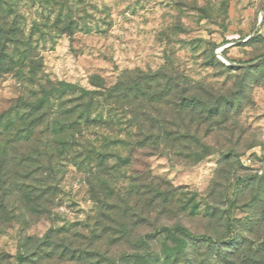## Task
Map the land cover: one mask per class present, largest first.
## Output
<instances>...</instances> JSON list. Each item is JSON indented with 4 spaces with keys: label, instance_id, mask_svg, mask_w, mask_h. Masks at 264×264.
<instances>
[{
    "label": "rangeland",
    "instance_id": "rangeland-1",
    "mask_svg": "<svg viewBox=\"0 0 264 264\" xmlns=\"http://www.w3.org/2000/svg\"><path fill=\"white\" fill-rule=\"evenodd\" d=\"M6 38L0 114L54 89L3 155L0 264H264V0H0Z\"/></svg>",
    "mask_w": 264,
    "mask_h": 264
},
{
    "label": "trees",
    "instance_id": "trees-1",
    "mask_svg": "<svg viewBox=\"0 0 264 264\" xmlns=\"http://www.w3.org/2000/svg\"><path fill=\"white\" fill-rule=\"evenodd\" d=\"M13 29L10 28L8 30V34L12 33ZM21 42L17 41L15 39H3V41H0V61H5L7 55L6 49L8 46L15 45ZM22 48V47H21ZM22 61L24 60L25 56L24 53H21ZM11 59V57L9 58ZM2 63V62H0ZM34 66L32 67V69ZM34 70V69H33ZM54 89L53 87H51ZM52 89L48 90L46 87L43 88L42 96L36 101L35 105L29 109L28 112H25V100L21 102L20 100H17L15 102V105L11 107L7 112L0 114V122L2 124L0 125V145L3 143V151L0 152L1 156L10 154V157L13 161L19 162L21 160L22 153L20 152L22 143H25V139L29 138L31 135H33L37 130L36 127L40 124L43 113L41 110L46 107V104L49 103L51 97H52ZM48 90V91H47ZM63 91L61 92V94ZM89 92H85L82 89H73L71 93V97L68 99H64L65 96H59L56 99L62 98V101H74L76 108H82L83 106H86L85 109H83L80 113H78L76 121L73 123L67 122L70 118V115L73 114L71 111H64V117L57 128L59 130H63L73 124H80L81 122L87 123L90 120L89 115L84 116L83 112H87V107L89 105L82 103L81 101H84V98L88 95ZM35 112V113H34ZM35 114V115H32ZM45 114V113H44ZM7 116V117H6ZM5 117V118H4ZM6 147L8 150H6ZM5 156L0 158V180L3 179L6 175L1 172V168H3L4 164L2 159H4ZM25 158H23L24 160ZM163 232H167L168 234H175V233H183L189 235L194 240H201V241H216L215 238L206 235V234H200L196 235L189 231L187 228L182 226H175V227H162L158 229L155 234H161Z\"/></svg>",
    "mask_w": 264,
    "mask_h": 264
},
{
    "label": "built area",
    "instance_id": "built-area-1",
    "mask_svg": "<svg viewBox=\"0 0 264 264\" xmlns=\"http://www.w3.org/2000/svg\"><path fill=\"white\" fill-rule=\"evenodd\" d=\"M246 162H247V163H250V162H251V159L248 157V158L246 159Z\"/></svg>",
    "mask_w": 264,
    "mask_h": 264
}]
</instances>
